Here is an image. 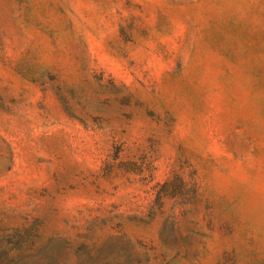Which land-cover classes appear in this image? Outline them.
Masks as SVG:
<instances>
[{"label": "rangeland", "instance_id": "obj_1", "mask_svg": "<svg viewBox=\"0 0 264 264\" xmlns=\"http://www.w3.org/2000/svg\"><path fill=\"white\" fill-rule=\"evenodd\" d=\"M0 264H264V0H0Z\"/></svg>", "mask_w": 264, "mask_h": 264}]
</instances>
